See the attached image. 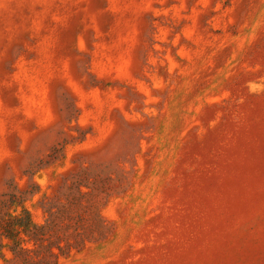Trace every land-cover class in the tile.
<instances>
[{
  "label": "rangeland",
  "instance_id": "obj_1",
  "mask_svg": "<svg viewBox=\"0 0 264 264\" xmlns=\"http://www.w3.org/2000/svg\"><path fill=\"white\" fill-rule=\"evenodd\" d=\"M10 193L59 264H264V0H0Z\"/></svg>",
  "mask_w": 264,
  "mask_h": 264
},
{
  "label": "trees",
  "instance_id": "obj_2",
  "mask_svg": "<svg viewBox=\"0 0 264 264\" xmlns=\"http://www.w3.org/2000/svg\"><path fill=\"white\" fill-rule=\"evenodd\" d=\"M37 191L39 189L30 191V194ZM25 200L20 194L10 193L0 201V258L7 264H59L62 257H67L73 250H80L85 244V238H94L85 237L93 231L92 225L81 232L82 215H74L71 208L67 210L71 213H68V222L64 228L72 229L75 240L51 234L57 225L52 221L44 224L35 222ZM99 224L100 221L98 228L102 227ZM62 240L65 242L62 243ZM5 249L12 257L7 255Z\"/></svg>",
  "mask_w": 264,
  "mask_h": 264
}]
</instances>
